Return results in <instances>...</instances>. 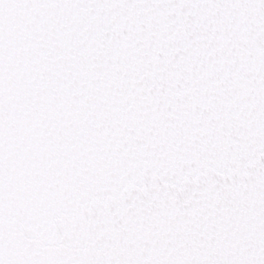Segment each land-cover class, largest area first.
Returning <instances> with one entry per match:
<instances>
[{"label":"snow or ice","instance_id":"snow-or-ice-1","mask_svg":"<svg viewBox=\"0 0 264 264\" xmlns=\"http://www.w3.org/2000/svg\"><path fill=\"white\" fill-rule=\"evenodd\" d=\"M0 264H264V0H0Z\"/></svg>","mask_w":264,"mask_h":264}]
</instances>
